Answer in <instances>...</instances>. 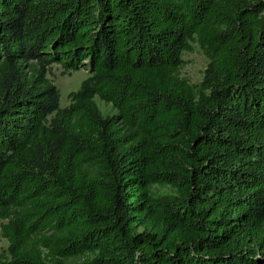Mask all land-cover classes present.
Instances as JSON below:
<instances>
[{
	"label": "trees",
	"instance_id": "trees-1",
	"mask_svg": "<svg viewBox=\"0 0 264 264\" xmlns=\"http://www.w3.org/2000/svg\"><path fill=\"white\" fill-rule=\"evenodd\" d=\"M54 65L89 71L66 106ZM0 234V264H264V0H0Z\"/></svg>",
	"mask_w": 264,
	"mask_h": 264
},
{
	"label": "rangeland",
	"instance_id": "rangeland-1",
	"mask_svg": "<svg viewBox=\"0 0 264 264\" xmlns=\"http://www.w3.org/2000/svg\"><path fill=\"white\" fill-rule=\"evenodd\" d=\"M184 66L181 70L183 76H186L190 79L192 83L201 82L204 74V70L208 64V58L202 49L198 45H194V49L190 52L184 54ZM89 75L87 69H80L77 71H64L59 65H54L49 77L57 85L61 91V104L66 106L69 104V94L74 90H78L81 86V83ZM97 102L102 109L103 113L112 114L116 110L113 109L110 103L101 100L97 97ZM8 240L0 234V254L4 253L8 248Z\"/></svg>",
	"mask_w": 264,
	"mask_h": 264
}]
</instances>
